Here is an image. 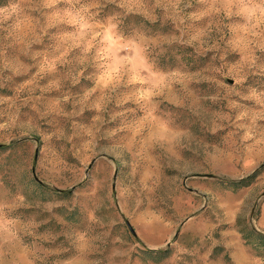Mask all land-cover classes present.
Instances as JSON below:
<instances>
[{
	"label": "rangeland",
	"instance_id": "374dc122",
	"mask_svg": "<svg viewBox=\"0 0 264 264\" xmlns=\"http://www.w3.org/2000/svg\"><path fill=\"white\" fill-rule=\"evenodd\" d=\"M250 231L264 0H5L0 264H264Z\"/></svg>",
	"mask_w": 264,
	"mask_h": 264
},
{
	"label": "trees",
	"instance_id": "16d2710c",
	"mask_svg": "<svg viewBox=\"0 0 264 264\" xmlns=\"http://www.w3.org/2000/svg\"><path fill=\"white\" fill-rule=\"evenodd\" d=\"M5 5V0H0V6H4ZM134 18H137L139 19L138 17H134ZM138 22V25H143V27L145 26H149L148 23H145L143 22V20H140L137 21ZM140 22V23H139ZM152 33H155L158 28H156V24L152 25V26H149ZM120 30L123 32V33H127L128 31H130L132 28L128 26V22L126 21V19L122 22L121 26H119ZM170 63V62H169ZM161 64H159L160 66ZM3 148V147H1ZM32 184L36 187V188H40V186L34 181H32ZM222 184L228 186V187H232V188H237L239 187V184L236 182V183H228V182H223ZM243 233V232H242ZM246 240H248V242H251L252 245H253V249L257 250L258 247H256L254 245V243H258V246L261 247L264 245V236L263 235H259V234H256L252 231L250 232H247L246 234H244ZM168 255V252H165V251H160V252H155V251H148L146 252V256L155 261V262H159V261H162L163 259H165Z\"/></svg>",
	"mask_w": 264,
	"mask_h": 264
},
{
	"label": "water",
	"instance_id": "95a60500",
	"mask_svg": "<svg viewBox=\"0 0 264 264\" xmlns=\"http://www.w3.org/2000/svg\"><path fill=\"white\" fill-rule=\"evenodd\" d=\"M127 227L129 228L130 233L134 236L133 230L129 227V225H127Z\"/></svg>",
	"mask_w": 264,
	"mask_h": 264
}]
</instances>
